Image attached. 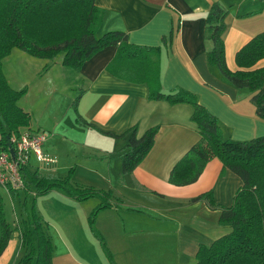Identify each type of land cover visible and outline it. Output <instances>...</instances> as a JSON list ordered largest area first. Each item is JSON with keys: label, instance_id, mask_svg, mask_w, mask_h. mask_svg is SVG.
<instances>
[{"label": "crops", "instance_id": "1", "mask_svg": "<svg viewBox=\"0 0 264 264\" xmlns=\"http://www.w3.org/2000/svg\"><path fill=\"white\" fill-rule=\"evenodd\" d=\"M95 2L105 10V28L127 31L134 43L161 46V78L165 89L179 85L196 93L199 101L220 119L225 134L233 138L248 139L264 134V120L256 113L250 90L229 84L218 68L209 63L207 52L212 41L205 32L207 12L217 2L227 9L222 33L227 65L232 70L240 68L236 63V52L264 30V0ZM176 24L178 29H175ZM116 51L115 45H107L70 73L75 82L70 84L73 87L68 101H74L78 96L77 107L82 117L79 121L87 127L84 145L89 154L94 153L91 150L101 151L97 157L104 165L103 171L90 173L89 180L97 183L95 179L101 178L104 184H99L110 185L121 203L120 206L114 203L111 195L112 206L105 210L116 213L104 225L98 220L95 229L101 235L102 231L107 237L112 235L116 241V252L112 255L117 264H195L198 245L211 243L228 228L219 222L218 208L210 207L204 199L193 200V197L211 189L216 203L230 205L242 179L230 168H224L219 158L212 157L195 181L184 185L169 181L173 165L200 137L191 119L192 106L187 102L172 103L166 98L151 99L147 83L126 80L109 72L106 65ZM61 60L62 55L55 57L46 70L53 68L54 79L60 85H66L68 78H60L67 72ZM7 62L23 65L22 75L25 76L22 79H16L11 70L6 71L11 85L21 88L29 82L30 69L40 70L46 60L15 48L4 59V63ZM262 65L264 58L255 66ZM19 104L34 115L37 127L48 125L35 115L26 98L22 96ZM61 118L64 120L61 115L53 117L52 129L59 126ZM132 125L137 126L138 135L150 126L158 125V130L141 162L121 176L120 152L126 145L127 135H114L124 133ZM45 144L46 140L43 150L55 157L52 152L56 148ZM54 188L50 192L60 190L53 193L59 203L48 206L44 199L38 202L39 213L47 221L48 228L50 223L60 236V244L67 250L65 256L60 257L61 261L53 253V263L111 264L89 225L88 211H76L79 202L63 189ZM123 206L128 209L118 208ZM138 214L145 220L140 221ZM20 237L17 227L0 255V264H15L22 253Z\"/></svg>", "mask_w": 264, "mask_h": 264}, {"label": "trees", "instance_id": "2", "mask_svg": "<svg viewBox=\"0 0 264 264\" xmlns=\"http://www.w3.org/2000/svg\"><path fill=\"white\" fill-rule=\"evenodd\" d=\"M226 13L227 9L217 2L207 12L205 32L212 41L207 59L217 66L226 82L250 90L256 113L264 120V65L255 66L264 58V30L236 52L240 68L232 70L225 59L222 38ZM104 16L105 10L95 0H0V151L9 150L11 138L30 126V114L19 104L27 88L13 87L3 68L4 59L13 49L45 59V70L59 53H62V64L79 69L98 50L115 45L116 54L106 65L109 72L126 80L147 83L151 99L166 98L172 103L187 102L192 106L191 119L200 137L173 165L169 181L176 185L195 181L212 157L219 158L224 168H230L242 179L230 205L216 203L211 189L193 197V200L204 199L210 207L218 208L219 222L228 228L211 243L198 245L195 264H264V134L248 139L225 134L220 119L199 101L196 93L179 85L169 89L163 87L161 46L134 43L127 31L105 28ZM178 27L176 24L175 29ZM77 103L78 96L73 105L81 120ZM157 130L158 125L150 126L138 135L137 126L132 125L124 133L114 135H127L126 145L120 152L121 176L131 172L149 152ZM22 175L24 191L26 194L33 192L34 196L29 207L23 204L25 215L14 227L0 204V255L12 231L18 227L22 253L15 264H54L51 233L34 197L54 187L64 189L79 200L100 193L107 198L105 203L96 206L97 210L110 205L109 197L113 193L97 190L89 184H73L69 177L43 174L29 166L23 168ZM8 188L15 196L18 190ZM90 224L110 263L117 264L94 223Z\"/></svg>", "mask_w": 264, "mask_h": 264}, {"label": "rangeland", "instance_id": "3", "mask_svg": "<svg viewBox=\"0 0 264 264\" xmlns=\"http://www.w3.org/2000/svg\"><path fill=\"white\" fill-rule=\"evenodd\" d=\"M61 55L62 53H59L57 57H61ZM213 66L217 69L216 65ZM22 67L23 65L15 66L12 62L11 63L7 62L4 63L3 65L5 75H6V71L8 73L11 70L14 76L17 77L16 79H20V78L22 79V77L25 76L22 75ZM67 67L69 66L66 65V69H67L66 76L61 75L60 77L61 80H65L66 78H68L69 82L65 83L66 85H60L54 79L53 76H56V74L53 68L49 70H45L43 69V67L37 71L30 69V75L28 77L29 82H25L27 85H23V87H26L27 89L22 96L24 97V99L26 98L27 103L33 108L35 115L43 119L44 122L48 124V125L43 124V126L45 127L41 126L42 128L37 127L35 125L36 123L34 120V115L31 114L30 115L31 129L39 130L41 132L46 133L47 137H46L45 145L48 144L56 148V150L52 152L53 154H55L53 155L55 157H52L51 156L52 154L49 155L44 151L45 158H42L41 160H37L36 155L33 154L31 156V162L29 166L33 170L38 169L39 171L40 169L41 173L43 174H53V175H58L60 177H69L70 181L73 184H77L78 182L81 184H89V185L92 184L95 188H97V190L99 189L110 190L113 193L112 194L113 196L110 198H114L113 199L114 203L119 204L120 206L121 203L119 201V198L116 197L115 192L110 187V185L107 186L100 185L99 183L104 182L101 178L95 179V182L97 183L91 182L89 180L90 173H92L93 171L101 172V170L104 168V165L99 162L100 158L97 157V154L99 155L101 151L91 150L94 153L89 154V150L87 149L88 147L84 145L85 140L87 138V133H86L87 127L84 126L79 121L80 119L77 118L78 114L73 105V101L71 102L68 101V96L69 94H71V87H73V86L70 87V84H73L75 82L73 78L74 75L70 73L71 71H74L75 68L73 67L67 68ZM58 73H60V70H58ZM26 75H28V72L26 73ZM59 115L64 116V120L61 118L62 120L59 126L56 129H52L51 120H53L54 116H57V118H59ZM75 121H77L78 123H76ZM46 126H49V128L46 129L47 128ZM33 164L36 165L37 167L34 168ZM55 188H59V187H55ZM17 190L18 191L16 195L12 196L9 188L0 182L1 208L3 209L6 219L13 227L17 225L21 217L25 215L23 211V204L29 207L32 203V199L34 196L33 192H29L26 194L23 188H19ZM58 191L60 190H54L52 192L49 191L51 194H48L46 198H42L43 197L42 195L44 194H37L34 197L39 212H41V210L38 207V202H40L41 199H44L45 204L48 206L51 205V203L54 204L59 203V200L53 194V193H57ZM106 198L107 197L105 195H100V193H96V195L83 200L74 198L77 200V202H79V206L76 207L75 210L78 212L88 211V221L90 227H91L90 223L92 221V224L94 223L93 225L97 228L96 222L98 220H101V223L104 225L106 224L105 221L111 219L114 213H116L114 210H110V209L105 210L106 208L111 207L112 205H107L105 207L95 210L97 204H100L101 202L105 203ZM59 206L61 207V202ZM118 208L123 209L124 211L128 209L125 206ZM107 215H109V217H107ZM137 216L139 217L140 221L145 220L143 215L138 214ZM49 225H50L49 228H50L51 237L53 233V237H52V241L54 244L53 253L54 254L56 253L58 255L59 260L61 261V258L65 256L67 250L65 246L60 244L61 239L59 234L56 232L55 228H53L50 223ZM102 233H103L102 237L104 238V241L107 247L109 248L110 252L111 253L114 252L115 254L116 241L113 239L112 235L107 237L106 233H104L103 231ZM97 238L99 239L98 236ZM98 241L102 245L100 239ZM62 264H69V262L63 261Z\"/></svg>", "mask_w": 264, "mask_h": 264}, {"label": "built area", "instance_id": "4", "mask_svg": "<svg viewBox=\"0 0 264 264\" xmlns=\"http://www.w3.org/2000/svg\"><path fill=\"white\" fill-rule=\"evenodd\" d=\"M46 133L33 130L30 126L23 128L19 135L11 138V147L14 153L9 150L0 151V182L7 187L15 189L24 188L22 170L29 166L31 156L36 155L37 160L45 158L43 144L46 140Z\"/></svg>", "mask_w": 264, "mask_h": 264}, {"label": "water", "instance_id": "5", "mask_svg": "<svg viewBox=\"0 0 264 264\" xmlns=\"http://www.w3.org/2000/svg\"><path fill=\"white\" fill-rule=\"evenodd\" d=\"M10 151H11L12 153H14V149H13V147L10 148Z\"/></svg>", "mask_w": 264, "mask_h": 264}]
</instances>
